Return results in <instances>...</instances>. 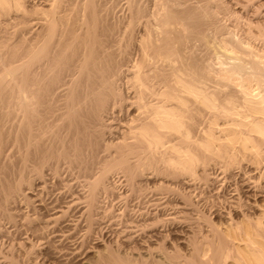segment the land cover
<instances>
[{"label": "rangeland", "instance_id": "374dc122", "mask_svg": "<svg viewBox=\"0 0 264 264\" xmlns=\"http://www.w3.org/2000/svg\"><path fill=\"white\" fill-rule=\"evenodd\" d=\"M39 1H41V0H22V7L18 8V11H17L16 7L11 6V5H10L11 7L7 6L6 8H4L5 10L0 9V10H2V11H0V78H2V80L0 79V96H3L4 94H2V93H5L4 96L7 97V98H5V97L1 98L0 97L1 98L0 99V107H1L0 112L2 114L8 115V113H10L8 110H10L9 106L12 102H9V101H12V99H13V94L11 91L12 85H13L12 75H11L12 74V67L15 65L20 66L21 68L19 71H23L24 69L27 68L26 63L29 59V54H30L28 52L30 50V49H28V48H30V46H29L30 41L29 40H30V38H33L34 41L38 40L40 38V36L43 34V31L46 32V31L51 30V29L46 30V27H47L46 23H44V25H42L43 24L42 22H44V21H42V19H41V16H43V15H41V13L44 11V9L46 10L47 8H50L49 6L52 7V5H53V7H55V10H57V11L65 9L64 11L59 12V13H61L59 15V16H61L59 19L60 21L56 20L57 22L55 23V28H54L55 30L54 31H56V29H58L62 23L65 24L66 22L67 23H71V22L74 23L75 28H76L75 32L78 34H81L84 31V29H86V26L88 27V29H91V30H93L94 27H95L94 28L95 30H99V29H101V27H107L108 26L109 27L108 29L110 31H107L109 35L108 36L105 35V38H107L108 40L110 39V41L113 40L112 46H113V48L115 47V49L118 48V44L120 42L122 44H119V46H120L119 48H121L122 46H127V47H125L126 48L125 50H124V47L122 49L126 53L129 52V54H131L130 56L132 58H135L136 56H138L137 55V53H138L137 52L138 41L140 39V34L144 28L143 23L147 24V23H150V21L153 22V19L155 20L154 17H156V16L158 17V19L156 18L155 23L153 22V23H151V25L148 24V26L150 25L149 27L146 25L148 29L150 27H153V28H150V30L151 29L153 30L152 32L148 31L149 36L150 37H156V36H158L159 28H158V31H155V30H157L158 26H161L160 21L163 18V17H159L162 15V14H160L161 12L162 13L166 12L171 7H172L171 9H174V8L176 9L177 7L180 9L181 6L183 7L184 3L189 4V5H194V4H197L198 6L201 5L200 7H203V8L198 9L199 11L201 9L202 10L200 11V14H201L200 18H199V20H197L198 23L195 26L196 29L194 27L191 28V26L184 25L183 23H181L180 21H177V20L172 21L173 24L171 23V25H172L171 29L182 30V33L184 32L183 35H185V36L183 37L184 38L183 39L184 40L183 45L184 44L185 45L184 46L182 45L183 46L182 47L183 48L182 53L185 54V59L187 58L186 62L189 60L187 62V66L189 67V71L187 70V77L189 76L188 78H189V80H191L190 84L195 85L199 92L202 91L201 93L212 96V98L214 97L213 99H215L214 103H216V107L214 106V108H209V107L207 108L204 105V103L200 101V99L198 97L194 96L191 93L189 95V97L187 98V101L185 104V107L188 106L187 112L185 114L187 115L186 116L187 123L190 124V137L187 138L186 140L183 137V140H181V142H180L179 138H177V137L175 138V136L177 135V134H175V136L173 135V139L170 142V144L176 145L175 147L179 148L178 152L172 151V153H171V155L174 156L176 159H178V158L183 159L184 155H185V158H187L188 156H193L196 158L195 159L196 163H194V166H193L194 171H192V172L181 170V168H178V167H176L174 169L175 166L171 167V166L166 165V164L164 165V163H162L160 160L157 161L158 158L164 156L163 155V152H164L163 149L154 150L153 148L145 147L146 146V144H145L144 145L145 150L143 149L144 148L143 146H142L143 148L140 147V149H139V147H137L135 149V151L133 150L135 154L133 152H127L126 151L129 143L134 141L133 138L131 137L133 135V133L130 132L129 130L133 126V123L137 124V121H135L136 123L132 121V119H131L132 116L130 114L132 113V111H134L133 113H135V111H136V113H138L139 110H132V109L131 110L130 109L125 110L124 108H122V106L124 104H126L125 101H123L122 105H120V103L118 104L119 106L117 104H115L113 108L107 107L106 110L102 111V118H101L100 122L96 123V125H95V129H96L95 130V134H96L95 138L97 139L96 140L97 144L94 140L95 134L92 131L91 136L94 139L92 140L91 136L88 138H91L90 142H91V145H93L94 147H92L91 145H88V144L83 146V148H82L83 154L82 155H83V160L85 161V162L83 161V164H85L86 161H88L87 162L88 163V165H87L88 169L87 170L90 171V172L88 171L87 174L86 173L83 174V172L81 170H79V168L77 169V167H74V166L73 167H67V164H65V165L58 167V169H60V170H58V169L56 170V172H58L59 174L54 173V171H55V170H53L54 167H51L49 172L47 171L48 173L45 171H41L45 175H43L40 172L41 167L36 166L35 168L36 169L39 168V172L41 174V176H39V174H38L39 172L36 173V171H37L36 169H34L33 167H30V165L27 166V164L18 160L16 158V156L12 157V155H17V153L13 154L16 152V150H13V149H16V148L9 147V153H7V151H5V152L9 156H11V158L14 160H11V158L9 156H8V159L6 158L7 156L5 157L6 159L4 160V164L7 165L5 162L9 161L10 164H9V166L8 165L7 166L9 168L11 167L9 170L7 167L6 171L8 173H5V174H7L6 177L8 179H10L9 175H10V177H14L15 175L18 176L21 174V177L25 181V183L22 181V184H24L23 185L24 189L22 191L23 194L20 193L19 194L20 197L19 196L16 197L15 198L16 200L13 199L11 201H7L8 203H5L7 206H5V205L4 206L9 209L8 212L13 211L12 212L13 216H16L17 218L14 217L13 219H10V218L9 219L13 220V221L16 219L14 222H16L17 225L20 226L21 228L26 227L27 224L29 225L30 219L32 220L30 222V224H32L33 221L35 220L34 217H36V218L41 217L43 214H45L44 212H42L38 208L37 204H39V203L47 204L48 202H50V200L56 201L55 198H57L56 203H58L59 205H62L61 203L63 201H66L69 198L68 195L70 194L71 189L74 191L78 190L79 192H81V194H85L84 192L88 191V186L85 187L86 185L84 184L85 181H83V179L84 180H90V181L98 180L99 182H101V183H99L100 188H98L96 190L95 195H94V203H95L94 206L95 207L93 206L94 215L92 216V218L90 220L91 222L79 223V225L83 224L84 226L81 227L78 225L79 229L80 228H82V229L78 230V232H77V234H79L78 237L76 236L77 235L76 234V235H74L75 237L73 238L76 242H78V244L80 246L79 253H77L76 255L75 254H73V255L68 254L69 250L72 246L70 241L64 240V239L57 240L55 237H53L51 235H48L49 237L46 235V240L48 241L47 244L49 245L48 250L37 248L38 245L33 246L30 249V256L34 259V261L36 263L41 262L42 264H116V262H117V264H222L223 260L225 258V254H227L229 256V257L227 256V258H226V260H228V261H231L230 259L234 258L233 256L235 255V248L232 247L233 241L230 238H228L223 233L222 229H220V228H224L226 226V224H232V225H234V223L236 224V221L238 222L240 220L239 219L240 217L241 218L242 217L247 218L248 220L251 221V223L254 226H257V228L255 227L256 228L255 230L257 231L256 238L259 240V242L261 244L264 243V226H262L261 224L258 223L259 219H261V218L264 219V217H262V216H264V215H262V213H264V212H262V210H264V140H261V138H257L255 136L252 139V143L254 145L253 147H251V146H250V148L249 147H247V148L241 147V150H240V147H238V144L235 146L229 147L231 152L228 151L230 153H228L226 155L227 157L226 156H220L219 157L218 155H215V154L213 155L211 153L204 151L201 147H197V145L199 143V138H201L204 135L203 134L204 130L206 131V129L212 128L215 131V133L218 135L220 128H222V127L224 128L225 126L229 127L231 125L232 126L236 125L235 123L238 122L239 116L235 113L236 109H233L234 108L233 105L238 106V102L241 99L240 95L242 97L243 88H245L244 90L249 91L250 93H256L257 91H262L260 88L264 89V84L260 85V88L257 87V85H259L260 83H264V65L260 64V66H257V68L262 72V75H260L261 76L260 79H262V81L256 80V79H258V77L250 78L246 74H243V75H245V77L248 80H246L245 78L243 79V76L240 78L239 75H237V76L235 75L237 77L236 78L234 75H230L226 71V67L230 66L231 60L224 59V57H221L223 55H221L219 52L220 47L222 45H224L225 42H226V45L229 47V45H231V44H229L228 41L230 43H233V41L238 42V39H240V40L242 39L243 41L248 40L246 42L252 44L255 47V49H258L257 51L261 52V50H262V52H264V39H262V38H264V30H260V28L264 29V25H262V24H264V10L259 8L257 11L254 8V7H256V6H254L255 3L258 4L259 0H251V1L250 0H238V1L237 0H219V1L218 0H207L206 1L207 3L205 2V0H201V1H203V3L201 1L196 3L195 0H189V1L188 0H180L181 2L179 0L178 1L177 0H171V1L168 0V2H171V3H168L167 0H161L162 3L160 0H158V1L157 0H148V1L147 0H140V1L139 0H136V1L135 0H129V1L128 0H62V1L61 0H48V1L42 0L41 2H39ZM50 1H52V2H50ZM68 1L71 3H69ZM73 1L74 2L76 1V2L74 3ZM213 1H215V3ZM143 2H144V5H143ZM178 2L181 5L178 4ZM245 2H247V3H245ZM248 2H250V3H248ZM199 3H200V5H199ZM237 3H239V4H237ZM218 4H220V5H218ZM221 4H222V6H221ZM133 5L134 6L136 5L135 6L136 10H133L134 12L131 11L132 8L134 7ZM245 5H247V6H245ZM145 6L148 8H145ZM150 6H152V7H150ZM8 8L10 9V11ZM141 8H142V11L137 10V9H141ZM150 8L152 9V12H151L152 15H151V13H149L151 11ZM70 9H72V10H70ZM122 9H123V11H122ZM205 9L207 10V12ZM129 10L131 11V13H134V14H135V11H138L139 16L136 20L130 18L129 15H132V14L130 13ZM254 10L257 11V13H255ZM157 11L160 13H158V15H155V13L157 14ZM142 13H143V15H141ZM164 14L165 13H163V15ZM125 15H126V17H124ZM145 17L149 18L148 19L149 22H147L148 20ZM15 18H18V19H15ZM11 19H12V21H11ZM86 19H88V21ZM138 19H140V21ZM143 19H145L146 21L145 20L142 21ZM25 20H26V22H25ZM31 20H32L33 24H31L32 23ZM134 20H135V22L138 20L139 24H138V21L133 24ZM255 20H257V21L259 20L261 23H259V21L258 22L255 21ZM86 21H87V23H86ZM36 22H37V24H35ZM141 22H143V23H141ZM255 24H257V25H255ZM27 26H28V28H27ZM31 26H33V27H31ZM80 26H83V27L80 28ZM133 26H134V28H133ZM200 26H202V27H200ZM42 27H43V29H42ZM31 28L33 31L31 30ZM161 28H162V26H161ZM256 28L258 30H260V32H258ZM29 29L31 30V32ZM191 29H192V31H191ZM91 30H89V31H91ZM251 30H253V31H251ZM254 30H255V32H254ZM154 33H157V35L155 34L156 35L155 36ZM248 34L249 35L251 34V35L249 36ZM256 36H258V37H256ZM243 37H245V38H243ZM82 38L83 37H79L78 40L82 39ZM249 38H250V40H249ZM251 38H253V39H251ZM227 39H228V41H227ZM28 41H29V44H28ZM116 41H120V42L117 43ZM127 41H128V43H127ZM124 44H126V45H124ZM52 46H53V43L50 42V46H48V48L52 47ZM48 48H47V50H48ZM70 49L71 48L66 49L67 52H68V50L70 51ZM147 62H148V66L149 65H156L157 66V64H154V63H157V61L155 62L153 59L149 58L147 60ZM223 62L225 63L224 64L225 66L223 65ZM158 63H159V61H158ZM166 63H168V62L164 61L163 64H162V62H160L161 66H165ZM160 64H158V65H160ZM175 64L177 65V62H175ZM21 65H23V66H21ZM227 76L230 78L227 79L228 78ZM231 77H233V78H231ZM241 79L243 80V82ZM254 79H255V82H254ZM255 83H257V85H255ZM69 84H71V83H69ZM69 84H67V86H64V85H66V84H64L63 85L64 88L62 86L59 89L57 88L56 93L54 94L55 98H56L55 106L58 104H61V102L64 101V98L68 94V92H66V91L71 88V86ZM244 85H246V86H244ZM237 86H238V88H237ZM120 87L122 89L124 88L122 83H121ZM255 88H257V89H255ZM65 92H66V94H65ZM8 94H12L10 96L11 100H10V97L8 96ZM227 94H229V96H230L229 97L230 98V100H229L230 104H228L224 100L226 98L225 96H227ZM178 100H181V99L179 98V99H175L172 101L173 102L176 101V103H177ZM190 100H192V101H190ZM6 101H8V103ZM198 102H200L202 104H200ZM224 102L227 104H225ZM5 103H7V104H5ZM53 103H54V100H53ZM178 103H179V101H178ZM188 103H190V104H188ZM1 104L5 105V106L3 107V105H1ZM117 107H119V108L121 107L122 109H119ZM3 109H5V111H3ZM224 109H225V111H227V113L225 111H222ZM230 111H232V112H230ZM230 113H231V115H230ZM141 114L142 115H140V117L142 118V116H144V114L143 113H141ZM235 116H237V117H235ZM112 117H114V119H112ZM116 119H118V120H116ZM129 119L131 120L130 122H129ZM233 120H236V121H233ZM128 122L130 123L129 125L127 124ZM131 122H133V123H131ZM119 123H120V125H119ZM208 123H209V126H208ZM121 124H124V125L127 124V125L122 126ZM117 125H119V126H117ZM128 126H129V128H128ZM123 127H125V128H123ZM236 127L239 129L241 127V129H244L242 127V125H236ZM113 128H114V130H113ZM125 135H127V136L129 135L128 136L129 140L127 139L128 137H126ZM85 138H87V137H85ZM88 138L86 139L87 141L89 140ZM120 139L124 143L119 144V142L120 143L122 142V141H120ZM125 139H127L129 141V143L127 140H126L127 142H125ZM174 139H178V140H175L178 143H176L174 141ZM255 139H257V140H255ZM93 141L95 142V144ZM92 142H93V144H92ZM181 143L183 145H181ZM257 143L259 145H257ZM122 145L123 146L125 145L124 146L125 148ZM87 146H89V147H87ZM117 146H120V147H117ZM95 147H96V150H95ZM194 147L198 148L199 150L195 149ZM84 148H86V149H84ZM148 148H149V150H148ZM116 149H118V150H116ZM12 150L14 151L13 153H11ZM157 150H158V152L160 150V152L158 154H157ZM137 151H140V153ZM120 152H123L126 155V162L131 166L130 169L123 168V166L118 165L120 163H118L117 160H115L116 157L118 156L116 153H120ZM175 152H176V155H179V152H180V155L182 157L176 156ZM232 152H234L233 156H232ZM128 153H131V154L133 153V154L130 155ZM148 153H149V155H148ZM114 154H116V155H114ZM129 155H130V157L128 158ZM142 155L144 156L143 159H141L143 157ZM140 156H141V158L138 159ZM165 156H167V154H165ZM147 157H148V159H147ZM129 159H132V160H130V162H129ZM99 160H101V161H99ZM151 160H153V161H151ZM133 161H135L134 162L135 164H133ZM142 161H143V163H142ZM150 161H151V163H150ZM145 162H147V163H145ZM152 163H153V165H152ZM157 163H158V165H157ZM18 164H21V165H18ZM146 164H148V165L150 164V165L148 166ZM23 165H25V166L22 167ZM110 165H112V166H110ZM155 165H156V167H155ZM2 166H4V165H2ZM15 166H18V167L16 168ZM65 166L67 167V170H66ZM89 166H91V167H89ZM138 166H140V167H138ZM20 167H21V169H19ZM107 168H108V170H107ZM132 169H133V171H132ZM78 170L81 172H79ZM104 170H105V172H104ZM22 171H24V172H22ZM31 171H32V173H31ZM181 171H185V172L183 173ZM16 172H18V173H16ZM91 172H92V174L93 173L94 174L92 175ZM104 173H105V175H104ZM47 174H49L51 177L49 175L47 176ZM53 174L56 176H54ZM73 175H75V176H73ZM130 175H131V177H130ZM17 176H15V177H17ZM35 176H37V177H35ZM30 177H32V178H30ZM67 177L72 178V180L74 179L73 181L71 180L72 183L74 182L73 183L74 185L72 184V186H70L71 188L68 187L67 185H64L65 184L64 181H66L65 179ZM104 177L106 178V180ZM27 178H28V180H27ZM89 178H91V179H89ZM98 178L99 179L102 178V179L99 180ZM126 178H128V180ZM15 179L16 178H14V179L12 178L9 181L14 182ZM39 180H40V182H39ZM133 180H134V183H133ZM31 181H32V183H31ZM82 181H83V183H82ZM243 182L247 183L248 185H251L250 189H253V188L258 189L259 188L258 190L260 191V195L254 197L255 198L254 201L251 199H249V200H246V198L244 199V197L242 195V191L239 190L242 187ZM102 183H103V185L101 187ZM42 184H43V186H42ZM46 184H47V186H46ZM130 184H132V185H130ZM86 189H87V191H86ZM183 189H185V190L183 191ZM25 190H27V191H25ZM37 190H38V192H37ZM180 190H182V191H180ZM234 192H236L239 195H242L240 197V199L236 202L237 204L236 203L233 204L232 202H230V201H232L231 196L234 195L233 194ZM39 193H40V195H39ZM41 194H42V196H41ZM96 194H97V196H96ZM23 195H24V197H23ZM155 195H156V197H158L160 199V200H158L159 202L157 200H156L157 202L154 200ZM180 196L182 197V199ZM183 196H185V197H183ZM22 198H24V199H22ZM184 198H186L188 201ZM178 199L181 200L183 203H186L185 204L186 207L183 210L187 211L186 212L187 215L185 214V212H184V214H182L184 217L186 216L185 218L182 215H180L179 213H176L173 218L169 217L170 216L169 214L171 211H174V209L177 210V208L175 207V204H173V202L178 201ZM33 201L37 204H35ZM170 203H172V204L170 205ZM47 205H49V204H47ZM161 205H163L164 207H162ZM157 206L160 208H158ZM172 206L174 209H172ZM15 208H17V210ZM10 210H12V211H10ZM70 213H67L65 215V217L62 218V220L65 218L68 219L70 217ZM34 214H36V215L34 216ZM32 215H33V217H32ZM19 216H20V220H18ZM22 217H23V219H22ZM27 218L29 220H27ZM110 219H112V220H110ZM2 220H4L5 222L0 221V223H2V224H0V226H1L0 228H2L1 229L2 233L0 232V236H2L0 238V244L2 242V245H4L5 247L2 249L3 246L0 245V251H2L1 258L5 261H8L6 259H9V262H10V260H12V262H10V264H22V261L20 260L21 258L16 257L17 255L15 254V252H16L15 243L16 242L22 243L21 237L23 235V230L20 229L21 231H15L14 232L15 229H12V227H10V224L13 223V221L9 222L8 219H2ZM227 221H228V223H226ZM84 223H86V224H84ZM4 224L6 225V227L4 226ZM22 225L24 227H22ZM97 225H98V227H97ZM131 226H133V227H131ZM181 227H182L183 232H184V233L182 232V234L184 235V241H179L182 235L180 236L179 233L173 232L174 228L175 229L177 228L176 230H179V228L181 229ZM8 228H10V229H8ZM88 228H89V230H88ZM4 229H5V231L8 230L9 233L5 232L6 233V235H5V233L3 232ZM132 229H134V231H132ZM81 230H83L84 233L85 232L86 233L84 234L83 231H81ZM120 230H123V231L125 230L124 232L127 233V237H129V236H131V237L127 238L128 240L123 241L121 239L122 235L120 236V232H121V234L124 232H122ZM152 230L157 231L158 233L156 234V236L150 237L148 234L151 233ZM167 230H169L170 232ZM15 233H18V234H15ZM185 233H186V235H185ZM82 234H83V237H82ZM147 236H149V237H147ZM3 239H5V240H3ZM262 245H264V244H262ZM123 246H124V248H123ZM127 249L131 250V253H130V251H129V253H127L128 252ZM233 249H234V251H233ZM43 251L44 252L46 251L45 253L53 256V258H51L53 260V262L49 261V260L45 261V260L41 259V254ZM203 251H205V254ZM8 254L9 255L12 254L13 256H10L8 258ZM107 254H109L110 256L108 255L109 256L108 257ZM2 255H4V256H2ZM56 255H57V257H56ZM99 255H101V256H99Z\"/></svg>", "mask_w": 264, "mask_h": 264}, {"label": "bare ground", "instance_id": "6f19581e", "mask_svg": "<svg viewBox=\"0 0 264 264\" xmlns=\"http://www.w3.org/2000/svg\"><path fill=\"white\" fill-rule=\"evenodd\" d=\"M41 1H39V2H41ZM200 1L201 0H195L196 3L200 2ZM206 1L207 0H205V2ZM50 2H52V1H50ZM167 2H168V0H167ZM201 2L203 3V1H201ZM213 2L215 3V1H213ZM69 3H71V2H69ZM161 3H162V1H161ZM168 3H171V2H168ZM239 3H237V4H239ZM245 3H247V2H245ZM248 3H250V2H248ZM178 4H180V3L178 2ZM10 5L16 7V9L18 11V8L22 7V0H0V7H1L0 9L5 10L4 8H6L7 6H10ZM143 5H144V2H143ZM199 5H200V3H199ZM218 5H220V4H218ZM135 6L132 8V10H131L132 12H134L133 10H136ZM152 6H150V7H152ZM200 6H198L197 4L189 5V4L184 3L183 7L181 6L180 9L178 7L176 9L174 7H173L174 9H171L172 8L171 7L166 12H163V13H165L164 15L162 12L161 13L158 12L159 11L158 10L157 14L155 13V15H158V13H160L163 16L161 15L159 17H163V18L160 21L161 22L160 25L162 26V28H161V26H158L157 30H155V31H158V28H159L158 36H156L157 33H154V35L156 34L155 35L156 37H150L149 36L148 31L152 32L153 30L152 29L150 30V28H153V27H150L148 29L147 26H148V24L151 25V23H153V22L155 23L156 18L158 19V17L157 16L154 17L155 20L153 19V22L150 21V23H147V22H149V20H148L149 18L145 17L148 21L146 22L147 24L141 22V23H143L144 28L140 34V39L138 41V48H137L138 53L136 52L138 56H136L135 58H132L130 56L131 54H129V52L126 53L124 51L126 49L125 47H127V46H122L121 48H119L120 47L119 44H122L120 41H116L117 43L120 42L118 44V48H116V49H115V47L113 48V46H112L113 40L110 41V39L108 40L107 38H105V35L106 36L109 35L107 32V31H110L108 29L109 28L108 26L107 27H101V29H99V30H95L94 29L95 27H94L93 30H91V29H88V27L85 25L86 29L83 28L84 31L81 34H78L75 32L76 28H75L74 23H72V22L67 23L66 22L65 24L60 23L61 24L60 27L58 29H56V31H54L55 30L54 29L55 23L57 22L56 20H59L61 17V16H59L61 14L59 12L64 11L65 9L57 11V10H55V7H53V5H52V7L49 6L50 8H47L46 10L44 9L43 12L41 11L42 13L40 12L41 15H43V16H41V19H42V21H44V22H42L43 23L42 25H44V23H46L47 24L46 30H48V29H51V30L46 31V32L43 31V34L40 36V38L38 40L34 41L33 38H30V40L28 39L30 41V45H29L30 48H28V49H30L28 51L30 54H29V59L26 63L27 68L24 69L23 71H19L21 68L20 66L15 65L12 67V74L11 75H12L13 85H12L11 91L13 94V99H12V101H9V102H12L9 106L10 110H8L10 113H8V115L7 114L5 115V114H2L0 112V217L2 219H8V221L10 222V221H13L10 219H13L14 217H16V216H13L12 210H10L12 212H8L9 209L5 207V206H7L5 203H8L7 201H11V200L15 199L16 197H18L19 194L22 193V191L24 189V187H23L24 184H22V181L25 183V181L21 177V174L18 176L14 174L17 177H15V176L10 177V175H9L10 179L16 178L14 180V182L9 181L10 179H8L6 177L7 174H5V173H8L6 171V169L10 163H9V161L5 162L8 165L7 166L4 164V160L6 158L8 159L9 155L7 153H9V147L16 148V149H13V150H16V152L13 153L14 151L12 150L11 153H13V154L17 153V155H12V157L16 156V158L18 160L27 164V166L30 165V167H33L34 169H36L35 168L36 166H40L41 167L40 172L41 171H45V172L48 171L49 172L51 167H54V169H53V170H55L54 173L59 174L58 172H56L58 167L67 164V167H73V166L77 167V169L79 168V170H81L83 172V174H85V173L87 174V172L89 171V170H87L88 169V166H87L88 161H86L87 164L86 163L83 164L84 160H83V155H82L83 154L82 148L86 144L91 145V142H90L91 138H88V137L91 136L92 131L95 134V130H96L95 125H96V123L100 122V120L102 118V111L106 110L107 107L113 108L115 104L118 105L120 103V105H122L123 101L126 102V104H124L122 106V108H124L125 110H127V109L128 110L129 109L130 110L131 109L132 110H139L138 113H136V111H135V113H133L134 111H132V113L130 114L132 116L131 117L132 121L133 122L137 121V124H134L133 122H131V123H133V126L129 130L130 132L133 133V135L130 133L132 135L131 137L133 138L134 141L135 140L136 141L135 142L132 141L131 143H129V141H128L129 135L128 136L125 135L126 137H128L127 138L128 140L125 139V142L128 141V143H129V145L126 149L127 152H133L134 153V151L137 147H139V149H140V147L143 148L144 145L146 144L145 147L153 148L154 150H156V149H160V150L163 149L164 150V152H163L164 156L157 159V161L160 160L162 163H164V165L166 164V165H169L171 167L175 166L174 169L176 167H178V168H181V170H185L188 172L194 171L193 166H194V163H196L195 162L196 158L193 156H188L187 158H185V155H184L183 159H181V158L176 159L174 156L171 155V153H172V151L178 152L179 148H176L175 147L176 145H172V144H170V142L172 141L173 135L175 136V134H177L175 136V138L176 137L179 138L180 142H181V140H183V137L185 140L190 137V124L187 123V119H186L187 115L185 114L187 112L188 106L185 107V104H186L187 98L189 97V95L191 93L194 96L198 97L200 99V101L203 102L207 108L208 107L214 108V106L216 107V103H214V100H215V99H213L214 97L212 98V96H209L207 94H203V93H201L202 91L199 92L195 85L190 84L191 80H189V78H188L189 76L187 77V70L189 71V67L187 66V62L189 60L186 62L187 58L185 59V54L182 53L183 52L182 47L185 45V44L183 45V41H184L183 37L185 35H183L184 32L182 33V30L171 29V27H172L171 23H172V21L177 20V21H180L181 23H183L184 25L191 26V28L192 27L195 28V26L198 23L197 20H199L200 15H201L200 11L202 10L201 9L199 11L198 9L203 8ZM221 6H222V4H221ZM245 6H247V5H245ZM254 6H256L254 8L257 11L259 8L264 10V0H262V1L259 0V3L258 4L255 3ZM145 8H148V7L145 6ZM72 9H70V10H72ZM2 10H0V11H2ZM137 10L142 11V8L137 9ZM9 11H10V9H9ZM122 11H123V9H122ZM131 11H130V13H131ZM138 11H135V14L131 13L132 15H129L130 18L136 20L139 16ZM257 11H255V13H257ZM151 12H152V9L149 13H151ZM206 12H207V10H206ZM141 15H143V13ZM151 15H152V13H151ZM124 17H126V15ZM15 19H18V18H15ZM86 20L88 21V19H86ZM135 20H134V22L132 21L133 24L136 23L138 20L140 21V19H138L136 22H135ZM144 20L145 19H143L142 21H144ZM11 21H12V19H11ZM87 21H86V23H87ZM139 21H138V24H139ZM255 21H257V20H255ZM25 22H26V20H25ZM31 22H32V20H31ZM259 23H261V22L259 21ZM31 24H33V22ZM35 24H37V22ZM255 25H257V24H255ZM262 25H264V24H262ZM31 27H33V26H31ZM82 27L83 26H80V28H82ZM200 27H202V26H200ZM27 28H28V26H27ZM133 28H134V26H133ZM42 29H43V27H42ZM31 30H32V28H31ZM31 30H30V32H31ZM89 30H91V31H89ZM260 30H264V29L260 28ZM260 30L257 29L258 32H260ZM191 31H192V29H191ZM251 31H253V30H251ZM254 32H255V30H254ZM79 37H83V38L78 40ZM256 37H258V36H256ZM243 38H245V37H243ZM251 39H253V38H251ZM262 39H264V38H262ZM239 40L240 39H238V42L233 41V43H230L227 39L228 43L231 45H229V47H228L226 45V42H225V44L220 47L219 52L221 55H223L221 57H224V59L231 60L230 66L226 67V71L230 75H234V76L239 75L240 78L243 76V79L245 78L246 80H248V79L243 74L248 75L250 78L258 77V79H256V80L262 81V79H260V77H261L260 75H262V72L257 68V66H260V64L264 65V52H262V50H261V52L257 51L258 49H255V47L252 44L246 42L248 40H246V41H243L242 39L240 41ZM249 40H250V38H249ZM29 41H28V44H29ZM50 42L53 43V46L48 48V46H50ZM127 43H128V41H127ZM124 45H126V44H124ZM123 47H124V50L122 49ZM47 48H48V50H47ZM68 48H71V49H70V51L68 50V52H67L66 49H68ZM149 58L153 59L155 62L157 61V63H154V64H157V66L156 65H149L148 66L149 61L147 62V60ZM158 61H159V63H158ZM164 61L168 62V63H166L165 66H161L160 62H162V64H163ZM175 62H177V65L175 64ZM158 64H160V65H158ZM224 64L225 63L223 62V65ZM21 66H23V65H21ZM229 78L230 77H228L227 79H229ZM231 78H233V77H231ZM0 79L2 80V78H0ZM242 82H243V80H242ZM254 82H255V79H254ZM69 83H71V84H69ZM121 83L123 84V87H124L123 89L120 87ZM64 84H66V85H64ZM67 84H69L71 86V88L66 91V92H68L67 96L64 98V101L61 102V104H58L55 106L56 98H55L54 94L56 93L57 88L59 89V88H61V86L63 87V85L67 86ZM262 84H264V83H260L259 85H257V83H255V85H257V87H259V88H260V85H262ZM244 86H246V85H244ZM237 88H238V86H237ZM244 89L245 88H243V91H242V97L240 95L241 99L238 102V106L233 105V107H234L233 109H236L235 113L239 116V118H238L239 120L235 124L236 125H242V127L244 129H241V127L239 129L236 127V125L232 126L230 124L231 126H229V127L225 126L224 128L223 127L220 128L219 134L217 135L212 128H208V129H206V131L205 130L203 131L204 135L201 138H199V143H198L197 147H201L204 151L211 153L213 155L214 154L218 155L220 157V156H226L228 153H230L231 151H230L229 147L235 146L237 144H238V147H240V150H241V147H243V148H247V147L250 148V146L253 147L254 145L252 143V139L255 136L257 138H261V140H264V89L260 88L262 91H257L256 93H250L249 91H246ZM255 89H257V88H255ZM66 92H65V94H66ZM2 94L5 95V93H2ZM12 94H8V96L10 97ZM4 95L0 96V97L3 98V97H5ZM227 96H225L226 98L224 100H225V102L230 104L229 94H227ZM5 98H7V97H5ZM179 98L181 99V100H178L179 103H178V101H177V103H176V101H174L175 103L172 101V100L179 99ZM10 100H11V97H10ZM53 100H54V103H53ZM190 101H192V100H190ZM6 102L8 103V101H6ZM7 103H5V104H7ZM198 103H200V102H198ZM227 103H225V104H227ZM188 104H190V103H188ZM200 104H202V103H200ZM1 105H3V104H1ZM4 106L5 105H3V107ZM117 108H119V107H117ZM122 108L120 107L119 109H122ZM3 111H5V109H3ZM222 111H225V109ZM225 112L227 113V111H225ZM230 112H232V111H230ZM141 113L144 114V116H142V118L140 117V115H142ZM230 115H231V113H230ZM235 117H237V116H235ZM112 119H114V117H112ZM116 120H118V119H116ZM130 121L131 120L129 119V122ZM233 121H236V120H233ZM129 122L127 123L128 125L130 124ZM127 124H125V125L121 124V125L126 126ZM119 125H120V123H119ZM119 125H117V126H119ZM208 126H209V123H208ZM123 128H125V127H123ZM128 128H129V126H128ZM113 130H114V128H113ZM85 137H87L89 140L87 141L86 140L87 138H85ZM95 137H96V134H95L94 138ZM94 138L92 137V140ZM94 140L97 144V141H96L97 139L95 138ZM175 140H178V139H174V141ZM255 140H257V139H255ZM120 141H122V140L120 139ZM93 142H92V144H93ZM95 142H94V144H95ZM122 143H124V142L123 141L121 143L119 142V144H122ZM176 143H178V142H176ZM181 145H183V144L181 143ZM257 145H259V144L257 143ZM91 146L94 147L93 145H91ZM87 147H89V146H87ZM117 147H120V146H117ZM145 147L143 148L144 150H145ZM86 148H84V149H86ZM149 148H148V150H149ZM195 149L199 150L198 148H195ZM95 150H96V147H95ZM116 150H118V149H116ZM160 150H159V152H160ZM5 151H7V153ZM140 151H137V152L140 153ZM228 151H230V152H228ZM159 152L157 150V154ZM176 152H175V155H176ZM180 152H179V155H176V156H181ZM116 154L118 156L116 157L115 160H117V162L120 163L118 165H122L123 168H125V169H130L131 166L126 162V155L123 152L116 153ZM116 154H114V155H116ZM128 154L132 155L131 153H128ZM165 154H167V156H165ZM233 154H234V152H232V156H233ZM130 155L128 156V158L130 157ZM148 155H149V153H148ZM9 157L11 158V156H9ZM140 158H141V156L138 159H140ZM143 158H144V156L141 159H143ZM132 159H129V162ZM147 159H148V157H147ZM11 160H14V159L11 158ZM153 160H151V161H153ZM99 161H101V160H99ZM135 161H133V164H135L134 163ZM151 161H150V163H151ZM142 163H143V161H142ZM145 163H147V162H145ZM2 165H4V166H2ZM18 165H21V164H18ZM146 165H148V164H146ZM152 165H153V163H152ZM157 165H158V163H157ZM24 166L25 165H23L22 167H24ZM110 166H112V165H110ZM15 167L17 168L18 166H15ZM67 167L65 166L66 170H67ZM89 167H91V166H89ZM138 167H140V166H138ZM155 167H156V165H155ZM10 168L8 167V170ZM19 169H21V167ZM133 169H132V171H133ZM36 170H37L36 173L39 172V168ZM58 170H60V169H58ZM107 170H108V168H107ZM81 171H79V172H81ZM185 171H181V172L184 173ZM18 172H16V173H18ZM22 172H24V171H22ZM40 172L38 173L39 176H41ZM104 172H105V170H104ZM31 173H32V171H31ZM49 174H47V176ZM91 174H92V172H91ZM43 175H45V174H43ZM104 175H105V173H104ZM54 176H56V175H54ZM73 176H75V175H73ZM35 177H37V176H35ZM130 177H131V175H130ZM30 178H32V177H30ZM89 179H91V178H89ZM101 179H99V180H101ZM126 179L128 180V178H126ZM27 180H28V178H27ZM65 180L66 181H64V183H65L64 185H67L68 187L72 186V184L74 183V182L73 183L71 182L72 178H70V177L69 178L67 177ZM105 180H106V178H105ZM83 181H85V183H84L86 185L85 187L88 186V191L86 189L87 192H84L85 194H81V192H79L78 190L74 191L71 189V192L69 191L70 194L68 195L69 198L67 200L65 199L66 201H63L64 203L63 202L61 203L62 205H59L58 203H56L57 198H55L56 201L50 200V202L47 203L49 205L41 204V203L37 204L33 201L35 204L38 205V208L42 212H44L45 214H43V215L41 214L42 215L41 217H37V218L34 217L35 220L33 219L34 221L32 224H30V222L32 220L28 217L30 219L29 220L27 218V220L30 221L29 225L27 224L26 227H24L22 225V227H24V228H21L20 226L17 225L16 222H14L16 219L13 221V223L10 224V227H12V229H15L14 232L23 230V235L21 237L22 243L21 242L15 243V245H16L15 254L17 255L16 257L21 258L20 260L22 261V264H42L41 262L36 263L34 261V259L30 256V249H31V247L38 245L37 248L48 250L49 245L47 244L48 241L46 240V235L47 236L51 235V236L55 237L57 240L64 239V240L70 241L72 246H71L68 254H70V255L75 254L76 255L77 253H79L80 246H79L78 242H76L73 238L75 237L74 235L77 234L78 230L82 229V228L79 229V227H78L79 223L91 222L90 220H91L92 216L94 215V212H93V206L95 204L94 203V195H95L96 190L98 188H100L99 183H101L98 180L90 181V180H84L83 179ZM83 181H82V183H83ZM39 182H40V180H39ZM31 183H32V181H31ZM133 183H134V180H133ZM102 185H103V183L101 184V187H102ZM130 185H132V184H130ZM42 186H43V184H42ZM46 186H47V184H46ZM250 186L251 185H248L247 183L243 182L242 187L239 190L242 191V195H243L244 199L246 198V200L251 199L254 201L255 200L254 197L259 196L260 191L258 190L259 188L258 189L257 188L250 189ZM184 190L185 189H183V191ZM25 191H27V190H25ZM180 191H182V190H180ZM37 192H38V190H37ZM233 194L234 195L231 196L232 201H230V202L235 204L240 199V197L242 195H239L236 192H234ZM24 195H23V197H24ZM39 195H40V193H39ZM41 196H42V194H41ZM96 196H97V194H96ZM183 197H185V196H183ZM22 199H24V198H22ZM181 199H182V197H181ZM184 199H186V198H184ZM154 200L158 201L160 199L158 197H156V195H155ZM171 204L172 203H170V205ZM173 204H175V207L177 208V210H175L173 208V206H174L173 205L172 209H174V211L170 212L169 217L173 218L176 213H179L180 215H182L185 212V214H186L187 211L183 210L186 207V205H185L186 203H183L181 200L178 199V201L173 202ZM163 205H161V206L164 207ZM158 208H160V207H158ZM15 209L17 210V208H15ZM262 212H264V210H262ZM67 213H70V217L68 219L65 218L62 220V218L65 217V215ZM35 215L36 214H34V216ZM262 215H264V213H262ZM32 217H33V215H32ZM262 217H264V216H262ZM1 218H0V221L3 222L4 220H2ZM22 219H23V217H22ZM239 219L240 220L238 222L236 221V224L234 223V225L226 224V226L224 228H220V229H222L223 233L233 241L232 247L235 248V255L233 256L234 258H231L230 259L231 261H228V260H226L228 255L225 254V258L223 257L224 260H223L222 264H264V245H262L264 243L261 244L259 242V240L256 238L257 231L255 229L257 228V226H254L251 223V221L245 217L244 218L240 217ZM18 220H20V216H19ZM110 220H112V219H110ZM86 223H84V224H86ZM226 223H228V221ZM258 223L261 224L262 226H264V219H262V218L259 219ZM0 224H2V223H0ZM4 226L6 227L5 224H4ZM79 226L82 227L84 225L81 224ZM97 227H98V225H97ZM131 227H133V226H131ZM1 229L2 228H0V232H1ZM8 229H10V228H8ZM176 229L174 228L173 232L179 233L180 236L182 235L179 241H184V235L182 234V232H183L182 227H181L182 230L180 228H179V230H176ZM88 230H89V228H88ZM81 231H83V230H81ZM120 231L124 232L125 230L124 231L120 230ZM132 231H134V229H132ZM167 231H169V230H167ZM3 232L9 233L8 230L5 231V229ZM83 233H84V231H83ZM124 233L121 234V232H120V236L122 235L121 239L123 241H126V240H128L127 238H129L131 236L127 237V233H125V234ZM157 233H158L157 231L152 230L151 233H149L148 235L150 237L156 236ZM15 234H18V233H15ZM5 235H6V233H5ZM78 235L79 234H77L76 236L78 237ZM185 235H186V233H185ZM149 236H147V237H149ZM1 237L2 236H0V238ZM82 237H83V234H82ZM3 240H5V239H3ZM0 245L3 246L2 249L5 247L4 245H2V242ZM123 248H124V246H123ZM127 251H128L127 253H129V251L131 253V250L127 249ZM233 251H234V249H233ZM45 252L44 251L42 252L41 259L45 260V261L49 260V261L53 262V260L51 259V258H53V256L48 255ZM203 252L205 254V251H203ZM1 254H2V251H0V264H10V262H12V260H10V262H9V259H6L8 261L3 260L1 258ZM101 255H99V256H101ZM108 255L109 254H107V256ZM2 256H4V255H2ZM10 256H13V255L8 254V258ZM56 257H57V255H56ZM116 264H117V262H116Z\"/></svg>", "mask_w": 264, "mask_h": 264}]
</instances>
